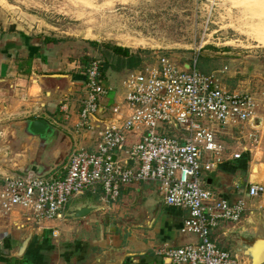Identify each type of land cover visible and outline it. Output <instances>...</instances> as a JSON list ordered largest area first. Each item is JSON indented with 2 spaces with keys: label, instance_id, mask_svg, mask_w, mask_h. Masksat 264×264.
<instances>
[{
  "label": "crops",
  "instance_id": "1",
  "mask_svg": "<svg viewBox=\"0 0 264 264\" xmlns=\"http://www.w3.org/2000/svg\"><path fill=\"white\" fill-rule=\"evenodd\" d=\"M18 31L0 27V126H21L23 132L15 141L24 153L12 161L7 158L8 131L0 127V163L11 162L0 165V178L29 171L41 176L64 174L74 150L95 151L97 146L93 132L76 127L85 71H77L78 62L70 59L72 51L65 43ZM126 72L117 78L107 72L103 105L114 106L124 99L117 83L132 71ZM259 119L258 141L241 140L246 150L241 159L225 158L201 174L202 187L219 199L247 203L239 224L220 222L211 231L212 241L240 264H264V193L255 199L248 196L252 184L264 187V126ZM34 121L46 126L45 137L29 134ZM136 139L133 135L128 146ZM82 210L90 211L78 216ZM187 217L186 210L166 205L157 185L142 183L125 187L116 202L100 189L90 190L70 200L63 219L41 226L28 222L19 209L12 214L0 210V264H168L158 254L164 245L178 248L197 241L182 233Z\"/></svg>",
  "mask_w": 264,
  "mask_h": 264
},
{
  "label": "built area",
  "instance_id": "2",
  "mask_svg": "<svg viewBox=\"0 0 264 264\" xmlns=\"http://www.w3.org/2000/svg\"><path fill=\"white\" fill-rule=\"evenodd\" d=\"M198 57L181 64L156 55L126 76L124 99L110 107L103 105L101 62L91 61L76 127L93 132L95 151L74 150L64 174L29 171L0 178V210L19 209L28 222L41 226L63 219L70 200L90 190L100 189L116 202L125 187L154 184L166 205L188 212L182 233L197 239L178 248L164 245L158 254L168 264H240L212 241L211 231L220 222L239 224L247 203L219 199L202 187L201 174L225 158L241 159L246 152L241 140L258 141L246 129L259 130V104L252 94L228 90L215 72L200 73ZM93 116L107 120V127L97 129ZM133 135L137 139L128 146ZM263 193L258 184L248 190L251 199Z\"/></svg>",
  "mask_w": 264,
  "mask_h": 264
},
{
  "label": "rangeland",
  "instance_id": "3",
  "mask_svg": "<svg viewBox=\"0 0 264 264\" xmlns=\"http://www.w3.org/2000/svg\"><path fill=\"white\" fill-rule=\"evenodd\" d=\"M0 27L60 40L72 51L70 59L78 62V72H84L92 60L104 62L109 45L129 48L144 62L158 55L183 64L199 55L200 73L215 72L228 90L256 98L264 126V3L260 0H0ZM118 60L112 56L106 61L116 67ZM108 72L123 76L115 69ZM123 81L117 88L125 93ZM0 127L8 131L7 158L24 153L15 141L21 137V126ZM248 132L258 136L262 131Z\"/></svg>",
  "mask_w": 264,
  "mask_h": 264
},
{
  "label": "trees",
  "instance_id": "4",
  "mask_svg": "<svg viewBox=\"0 0 264 264\" xmlns=\"http://www.w3.org/2000/svg\"><path fill=\"white\" fill-rule=\"evenodd\" d=\"M47 42L50 43H59L60 40L56 39H48ZM90 45L98 49V44L95 42H90ZM109 52L108 54H105V57H103L104 62H101V70H102V76L105 79L106 74L110 69H115L117 72H122L125 68H127L128 71H134L136 69H139L144 64V58H142V55L135 56L131 52L129 48H123L119 46H108L107 47ZM112 56L117 57L121 61L119 63V66H113V64L108 63V58H111ZM106 59V60H105ZM93 61V60H92ZM126 61V62H125Z\"/></svg>",
  "mask_w": 264,
  "mask_h": 264
},
{
  "label": "water",
  "instance_id": "5",
  "mask_svg": "<svg viewBox=\"0 0 264 264\" xmlns=\"http://www.w3.org/2000/svg\"><path fill=\"white\" fill-rule=\"evenodd\" d=\"M102 112V110H100ZM93 123L96 125L97 129L104 130L107 127L108 121H104L101 119H98L97 117L93 116L92 118ZM41 121H34L29 124V134L36 137H45L47 128L46 126H42ZM35 169V168H33ZM90 210H82L78 213V216H85Z\"/></svg>",
  "mask_w": 264,
  "mask_h": 264
},
{
  "label": "bare ground",
  "instance_id": "6",
  "mask_svg": "<svg viewBox=\"0 0 264 264\" xmlns=\"http://www.w3.org/2000/svg\"><path fill=\"white\" fill-rule=\"evenodd\" d=\"M260 2L264 3V0H260ZM262 43H264V42H262Z\"/></svg>",
  "mask_w": 264,
  "mask_h": 264
}]
</instances>
